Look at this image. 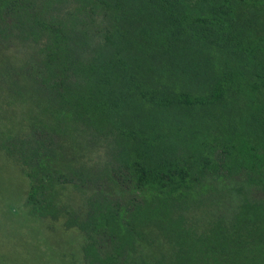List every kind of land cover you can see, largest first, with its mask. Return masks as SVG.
I'll list each match as a JSON object with an SVG mask.
<instances>
[{
	"label": "trees",
	"instance_id": "trees-1",
	"mask_svg": "<svg viewBox=\"0 0 264 264\" xmlns=\"http://www.w3.org/2000/svg\"><path fill=\"white\" fill-rule=\"evenodd\" d=\"M0 159L60 264H264V0H0Z\"/></svg>",
	"mask_w": 264,
	"mask_h": 264
},
{
	"label": "rangeland",
	"instance_id": "rangeland-1",
	"mask_svg": "<svg viewBox=\"0 0 264 264\" xmlns=\"http://www.w3.org/2000/svg\"><path fill=\"white\" fill-rule=\"evenodd\" d=\"M6 178L11 179V189L0 194V264H60L61 258H74L80 244L78 233L65 230L60 222L47 227L27 220L24 209L15 202L22 179L12 166L11 176Z\"/></svg>",
	"mask_w": 264,
	"mask_h": 264
}]
</instances>
